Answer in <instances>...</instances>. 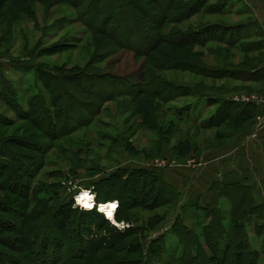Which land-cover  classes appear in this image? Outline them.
<instances>
[{
    "label": "rangeland",
    "instance_id": "obj_1",
    "mask_svg": "<svg viewBox=\"0 0 264 264\" xmlns=\"http://www.w3.org/2000/svg\"><path fill=\"white\" fill-rule=\"evenodd\" d=\"M189 2L192 6L196 4L193 0H0V76L11 82L13 91L12 97L7 98L11 107L6 106L0 96V147L15 152L14 159L19 167H28L32 157L45 163L37 176L29 181L11 161L0 157V264H56L60 257L78 254L91 243L93 235L90 232L93 233L96 223L92 219L84 221L82 217H75V224L82 228L76 240H69L61 232L41 225L49 240H53L49 244L51 247L40 248V243L28 242L27 235L24 239L29 245H24L19 232L24 209L17 205H23L24 200L14 190H6L5 176L11 178V186L14 181L17 183L19 192L20 187L28 183L36 188L40 185L54 186L58 188L60 200L67 202L72 198L76 206L74 196L92 186L97 187L102 199L118 197V186L125 177L124 172L133 169L155 170L157 179L168 184L174 183L169 173L182 180L175 176L176 171L183 173L184 167L192 164L190 168L197 171L199 168L196 167H202L201 160L205 161L209 154L214 155L216 151L213 149L226 146L219 145L227 142L221 139L224 131L236 134L246 130L247 119L244 121L248 123L246 126L243 121L227 120L206 128H196L176 119V109L184 106L191 107L194 110L191 113H205L207 110L204 100L186 96L171 99L180 93L183 85L213 94L247 98L256 97L264 90L263 82L244 84L225 71L226 68L244 70V67L264 63V35L251 9L254 7L244 0H205L201 6L208 12L192 14L191 6L179 10L178 5ZM94 8L99 12L95 20L90 18ZM189 10L190 15L185 16L189 19L184 22L183 16ZM152 15L157 17L156 21L151 20ZM107 16L110 20L102 22ZM164 16L180 20L177 23L178 35L168 32L173 24L166 25L162 21ZM93 21L97 28L92 27ZM199 25L208 33L196 37V26ZM215 29L217 33H212ZM160 36L166 42L161 43ZM199 40H204L208 48L195 47L194 42ZM229 40L235 45H246V51L250 52L253 47L256 50L250 54L240 50V53L236 52L224 46ZM15 59L20 65L30 63L34 68L26 73L17 72L10 67ZM43 68L52 70V74L48 71L39 73ZM139 70L145 74L143 83L127 86L123 77ZM37 86L40 95L33 92L32 87ZM167 86L176 89V94L170 91L166 95ZM44 87H49V90L59 88L55 105L52 104L55 95L46 94ZM61 91L65 92L64 95ZM66 94L71 97L69 101ZM161 95L167 98L160 100ZM66 101L67 110L64 106ZM146 102L151 106L144 111L141 106ZM208 109L213 112L215 106ZM53 123L55 127H52ZM121 138L131 146L129 154L132 156L124 150L126 145L119 141ZM231 140L234 138L229 140V145ZM185 141L191 144L193 153L179 157L177 150ZM110 174L115 178H110L107 186L103 181ZM214 179L221 180L218 177ZM138 184L137 179L132 180L134 188L131 192L138 198L140 189H149L146 203L152 208L129 209L120 217L121 220L115 221L113 214L117 204L98 203L99 210L113 219L102 227L103 231L111 227L123 230L131 224L144 223L151 227L155 219L160 220L157 216L170 214L173 206L165 203L171 200L169 195L173 196L169 188L163 187L164 191L156 196L155 190H160L161 185L147 184L140 188ZM186 184L178 188L185 203L190 191ZM235 192L234 196L231 195L235 197L234 202L241 193L235 195ZM262 194V197L253 194L257 203L264 200V190ZM214 196H205L211 202L204 199L202 204L209 207L226 204L224 198ZM111 204L114 209L109 214ZM5 208H9L8 211ZM184 213V223L199 234L203 214L191 209ZM225 219L220 217L219 220ZM43 220L40 219L39 223ZM164 222L151 235L165 233L164 242L170 249L175 241L168 230L169 221ZM253 223L246 227L249 250L259 255L257 264H264V220ZM98 231L95 230L96 233ZM117 248L82 254L77 259L78 264L118 263L124 251ZM26 252L29 260L22 255ZM134 257L139 259L138 254ZM240 260L241 264L246 261Z\"/></svg>",
    "mask_w": 264,
    "mask_h": 264
},
{
    "label": "trees",
    "instance_id": "obj_2",
    "mask_svg": "<svg viewBox=\"0 0 264 264\" xmlns=\"http://www.w3.org/2000/svg\"><path fill=\"white\" fill-rule=\"evenodd\" d=\"M120 1V0H119ZM191 1V0H190ZM196 1L195 5H190L189 3H184L178 5L179 10L188 9L189 6H191L192 11L194 10V13L200 14L201 12H208V9H203L201 4H204L205 0H193ZM176 5V4H175ZM187 6V7H186ZM202 8V9H201ZM96 8H94L91 12L90 18H93L94 20L98 18L99 12ZM190 15L189 13L184 14V22L185 20H188L189 18H185L186 15ZM108 16L106 19H103L102 22L107 23ZM182 18V17H181ZM157 17H154V15L151 16L152 21H156ZM110 20V18H109ZM162 21L164 23L173 24L172 28L168 32H172L173 34L176 33L177 35L180 33L178 22L180 20L178 18H162ZM92 27L97 28L95 21L92 22ZM198 31L196 33V37H199L201 33H208L206 28L201 27V25L196 26ZM190 29V28H189ZM188 29V30H189ZM101 31L109 32L106 29H102ZM191 30L189 31V33ZM188 33V35H189ZM212 33H217L216 29ZM160 42H166L161 38L160 36ZM65 41V40H64ZM234 41V40H233ZM69 42V41H67ZM235 42L228 41L227 44L225 43L224 46H226L228 49L234 50L236 52L243 51L244 54H247L245 47L246 45H239L234 44ZM195 47L198 49H206L208 48L205 45L204 40H199L194 42ZM256 50V48H252V50L248 53H253ZM240 53V52H239ZM196 57H198L196 55ZM12 64H10V67L21 73H26L29 71H32L34 67H32L29 63L20 65L18 64V61L12 60ZM37 68V67H36ZM37 70V69H35ZM38 71V70H37ZM46 71L49 73L53 72L52 70H49L48 68H43V70H39V73L44 74ZM226 72H228V75H230L231 78L237 77L240 82L242 83H264V63L261 62L257 64L254 67H244V70H238V69H225ZM52 74V73H51ZM227 74V73H226ZM235 74V75H233ZM144 71L139 70L135 71L132 74L123 77L124 83L127 86H140L144 81ZM86 78V76H83ZM53 80V78H51ZM33 86L36 84L35 79L32 80ZM38 82V81H37ZM122 85V83H121ZM168 88H165L166 95H169V92L171 91V94H176V89H172V87L167 86ZM34 88L33 92H37L40 95V89L39 86L32 87ZM46 94H53L55 95V101L52 102V104H56V101L58 100L57 94L59 92V88L56 90L53 88L49 90V87H44ZM55 90V91H54ZM183 91V93H182ZM56 92V93H55ZM65 92L61 91V94L64 95ZM157 94H159L157 92ZM165 95V93H163ZM13 95L12 91V84L10 81H7L5 78L0 76V96L3 99L2 101L5 103L6 106L11 107V102L7 98H11ZM160 95V94H159ZM164 95L160 96V100H164ZM68 101L70 100V96L66 94ZM182 96V98L190 97V98H196L198 101H203L205 103L206 109L204 112H193L191 107H182L181 109H176V115L178 118H176L178 121H183L185 123H188L189 125L195 126L196 128H206L207 126H216L218 124H221L227 120H232L233 122L239 123L242 122V124H248L245 123L246 121L249 122L248 126L249 128L253 122L252 119H254L256 115L257 108L255 105L249 104V103H239L234 102L231 99H229L230 95H226L223 93H210L201 91L200 89L196 87H191V85H183L181 87L180 93L176 96L174 95L171 99L177 98ZM167 98V97H166ZM170 98V97H169ZM174 100V99H173ZM214 100V102H212ZM68 101H66L67 104L64 106L66 107V110L68 108ZM55 102V103H54ZM40 104V103H39ZM19 105L15 106L17 109ZM151 103L146 102L145 104H142L141 109L145 111L148 108H150ZM191 106V104H190ZM215 106V110L213 112L209 111L208 108ZM55 107V106H54ZM46 112V111H45ZM34 113V112H33ZM190 114L192 115V119L190 118ZM52 127H55L54 123L52 124ZM148 127V126H147ZM244 129V128H243ZM243 132V131H242ZM240 133H230L224 131L222 133L221 139L226 140L225 143H219V145L226 144L229 145V140L236 137H238ZM106 137V136H105ZM166 139V136L165 138ZM119 140V139H118ZM119 141L123 143L126 148L124 150L128 153L130 152L131 146L129 145L126 139L121 138ZM233 141V140H231ZM230 141V142H231ZM232 143V142H231ZM226 146H221L218 149H213L215 151H220L222 148ZM191 144L188 141H185L183 143V147L177 150V155L179 157H186L188 155H191L192 148ZM48 148V147H47ZM206 152H209L208 149L205 150ZM45 152V150H44ZM204 152V151H203ZM212 152V151H210ZM15 153V152H14ZM14 153L13 151H10L9 149H6L5 147H0V157H6L9 161L13 163V166L15 165V168L18 167L21 170V173H24L28 180L30 181L32 178L34 179L37 176L38 170L41 169L43 166H45V163L42 159H33L31 158V163L28 167H19V163L16 159H14ZM137 154V153H135ZM97 170V169H96ZM125 177L121 179L120 184L118 186V197L114 198H101L98 189L96 186L90 187L93 193L95 194V202L100 203H106V202H117L118 206L114 213V220L119 221L121 220L120 217L127 212L129 209L134 208H143L150 210L152 206L147 205L146 203V193L148 194L149 189H140L138 193V198L131 192L132 187L131 182L134 179H137L139 184L141 185L140 188H144L149 184L150 186L154 183H157L158 185H161V189L156 192L157 194H161L164 189L163 187H167L173 192V196L169 195L171 200L166 201L163 200L162 202L170 203L173 206L172 211L170 214L167 215V213H164L163 215L157 216L160 220H156L154 225L151 227H148L147 225L143 224H131L127 228L123 230H118L116 227H111L109 230L103 231L104 225H109V221L95 208L92 210H82L79 209L77 206L74 205V201L72 198L68 199L67 202L60 200V198L57 195V190L54 186H42L36 188L34 186H31L32 183H28L25 185H22L20 187L21 192H19V187L16 185L17 183L14 181V184L10 185V177L5 176L4 183H7V188L9 191H15V194L20 196L24 203L17 204L21 208L24 209V213L21 214V221H20V233L22 234V243L24 245L28 244V242L36 241L38 244L40 243V248L46 249L49 246L51 247L50 242L52 243L53 240H49L48 234L44 233V230L42 228H48L51 227L55 232L59 231L62 233V236L68 237L69 240H76L79 238L78 236L81 234L82 228L75 224L74 218L75 217H82L84 221L92 219L93 221H96L94 225L93 233L90 232V234L93 235L91 243H88L87 246L84 249H81L82 252H79L78 254L69 255V257H60L59 262L56 264H78V260L80 259V256L85 253L89 252H97L106 249L110 250L112 248L118 247L116 250L124 251V255L119 256L121 258V261L115 264H153V262H156L157 264H241V260H246L244 264H257V261L259 260V255L256 253L251 252L249 250L248 246V234L246 231V227L249 223L254 222H260V220H264V201L257 203L255 201V198L253 196V192L251 189L243 184L235 183V184H226L222 179H214L212 181V184L209 188L211 192L216 194V198H224L226 204H221V207H209L205 206L202 203L205 202V196L207 197L208 193H204L203 195L198 196L195 200L191 201L189 196H187V202L185 203V200H181V191L178 189L182 185L184 186L188 185L189 187L191 184H189L188 181L184 180L183 184L180 187L173 186L172 184H168L165 181L161 179H157V174L155 170H148V169H133L124 172ZM50 175V174H49ZM123 176V175H122ZM63 177V176H62ZM14 180V177H12ZM65 178V177H63ZM110 178H115L111 174L109 175L108 179L104 180L103 182L107 184V186L110 185ZM132 179V180H131ZM127 180V181H126ZM131 180L130 184L129 181ZM32 181V180H31ZM67 182L65 181V184ZM81 186V185H79ZM182 186V187H183ZM15 187V188H13ZM85 188V189H90ZM235 188H240L242 191H237ZM239 190V189H238ZM234 191L235 195L237 193H240L237 197L238 200L234 202ZM62 192V191H60ZM65 193L67 194V191L65 189ZM125 193V195H124ZM233 194V196H231ZM159 197V196H158ZM4 198L7 199V196L5 195ZM18 198V197H16ZM233 198V199H232ZM154 199V197H153ZM17 200V199H16ZM104 200V201H100ZM17 202V201H15ZM198 202V203H197ZM207 202V201H206ZM8 204L7 202H4ZM164 203V204H165ZM5 204V205H6ZM36 207V208H34ZM92 206L89 208L85 207L86 209H91ZM27 208H32L28 209ZM6 211H8L9 208H5ZM27 209V210H26ZM186 209H191L193 211H196L197 213H202L203 217L200 219L201 223H203L201 227V232L199 234H196L192 228H190L188 225H186L183 221V215H185L184 211ZM217 209H220V211H217ZM100 211V210H99ZM102 212V211H101ZM218 212V213H217ZM195 214V213H193ZM196 216V215H195ZM155 217V216H154ZM220 217L226 218L224 221L219 220ZM43 220V223L39 220ZM171 218V221H170ZM39 219L38 221H36ZM168 219V220H167ZM35 220V222H34ZM166 221L169 224V231L170 236L173 237L175 244L173 247L168 249L166 247L167 244H165L166 235L165 233L157 234L152 236L151 233H156V231L159 229V226L162 225V223ZM223 222L225 223V226L223 225ZM165 223V222H164ZM41 225H44V227H40ZM101 226V227H100ZM163 226V225H162ZM103 227V228H102ZM6 232V230H4ZM42 232L44 234H42ZM145 232V233H144ZM29 237V241L27 242L25 236ZM93 246V247H92ZM92 247V248H91ZM32 251V250H31ZM34 254V253H32ZM138 254L139 259L135 258ZM24 255V258L29 260L28 256L29 254L26 252ZM133 255V256H132ZM118 257V258H119ZM111 258V257H109ZM135 259L137 262H135ZM50 263V262H49ZM52 264V263H51Z\"/></svg>",
    "mask_w": 264,
    "mask_h": 264
},
{
    "label": "crops",
    "instance_id": "obj_3",
    "mask_svg": "<svg viewBox=\"0 0 264 264\" xmlns=\"http://www.w3.org/2000/svg\"><path fill=\"white\" fill-rule=\"evenodd\" d=\"M255 12V18L264 35V0H244ZM254 100L247 102L234 101L238 96H229L231 100L239 103H249L257 108L252 125L244 130L232 143L214 155L209 154L206 160H201L202 167L197 171L193 166L184 167L183 173L176 171L175 176L182 178L178 180L169 173L174 183L173 186L180 187L184 180L190 186L189 197L191 201L198 196L208 193L207 197L214 194L209 190L214 177L222 179L226 184L240 183L248 186L254 195L262 197L264 190V90L256 94ZM200 161V160H197ZM200 163V162H199ZM171 184V183H170ZM216 195V194H214ZM215 197V196H214ZM205 199L211 202L210 198ZM264 201V200H263Z\"/></svg>",
    "mask_w": 264,
    "mask_h": 264
},
{
    "label": "bare ground",
    "instance_id": "obj_4",
    "mask_svg": "<svg viewBox=\"0 0 264 264\" xmlns=\"http://www.w3.org/2000/svg\"><path fill=\"white\" fill-rule=\"evenodd\" d=\"M87 193V194H85ZM76 201L78 203V205H80L81 207H87L89 208L90 206L93 205V207H91V209L94 208V204H95V209L97 207V205H99L98 203H96L92 197L89 196V193L87 191H82L80 194H78V196L76 197ZM115 203V202H114ZM112 205V206H111ZM109 205V211L107 213L111 214V212L113 211L114 209V206L113 204ZM117 208V207H116ZM115 208V210H116ZM90 210V209H89ZM98 210H99V207H98ZM104 214V212H102ZM105 215V214H104ZM106 216V215H105ZM107 219H109L107 216H106Z\"/></svg>",
    "mask_w": 264,
    "mask_h": 264
},
{
    "label": "built area",
    "instance_id": "obj_5",
    "mask_svg": "<svg viewBox=\"0 0 264 264\" xmlns=\"http://www.w3.org/2000/svg\"><path fill=\"white\" fill-rule=\"evenodd\" d=\"M254 96H252L251 98H247V97H237V98H234V101H242V102H247V101H250V100H254ZM157 167H159V168H161L160 166H157ZM87 192L89 193V196L90 197H92L93 198V200L95 201V194L93 193V191L91 190V188L90 189H87ZM81 192H79L78 194H80ZM78 194L76 195V196H74V198H75V200H76V197L78 196ZM76 202V206L79 208V209H82V210H89V209H86V208H84V207H81L80 205H78V203H77V201H75ZM115 203L116 204H118L116 201H115ZM117 209V208H116ZM90 210H92V209H90ZM96 210L98 211V212H100L101 214H103L101 211H99L98 210V207H96ZM114 213H115V211H114ZM103 216L106 218V216L103 214ZM113 218H114V214H113ZM107 219V218H106ZM107 220H110V221H112L113 219H107Z\"/></svg>",
    "mask_w": 264,
    "mask_h": 264
}]
</instances>
